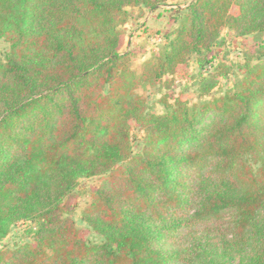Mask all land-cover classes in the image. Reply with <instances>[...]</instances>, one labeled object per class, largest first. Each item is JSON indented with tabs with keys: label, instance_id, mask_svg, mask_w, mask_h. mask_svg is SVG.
<instances>
[{
	"label": "trees",
	"instance_id": "trees-1",
	"mask_svg": "<svg viewBox=\"0 0 264 264\" xmlns=\"http://www.w3.org/2000/svg\"><path fill=\"white\" fill-rule=\"evenodd\" d=\"M167 1L0 0V239L36 226L0 264H264V61L230 94L163 114L138 93L224 27L262 33L264 0L192 1L133 68L137 48L120 51L128 8ZM132 122L145 132L138 154ZM92 176L103 180L82 216L101 242L70 215Z\"/></svg>",
	"mask_w": 264,
	"mask_h": 264
},
{
	"label": "rangeland",
	"instance_id": "rangeland-1",
	"mask_svg": "<svg viewBox=\"0 0 264 264\" xmlns=\"http://www.w3.org/2000/svg\"><path fill=\"white\" fill-rule=\"evenodd\" d=\"M194 0H168L156 10L144 7L128 8L130 19L124 26L120 51L136 49L132 67L140 64L158 52L167 42L165 34L176 27L173 19ZM264 31L260 34L243 36L235 30L224 27L220 38L210 50L193 53L186 64L181 65L173 75H166L156 85L143 84L138 93L146 99L149 111L163 114L182 102L188 106L201 104L214 98L230 94L235 85L247 73L249 67L264 61ZM10 51V43L0 38V60H5ZM131 140L133 152L142 151L145 132L132 122ZM255 169L261 162H252ZM103 180V176L82 177L72 192V212L76 226L91 242H101L102 237L95 233L83 219V210L92 201V192ZM35 222L21 220L13 223L8 234L0 239L1 249H13L27 242H33Z\"/></svg>",
	"mask_w": 264,
	"mask_h": 264
}]
</instances>
